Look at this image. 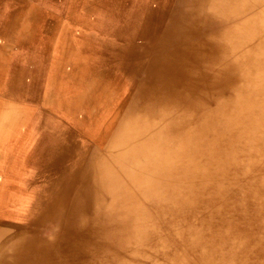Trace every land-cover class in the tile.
Instances as JSON below:
<instances>
[{
  "label": "bare ground",
  "instance_id": "bare-ground-1",
  "mask_svg": "<svg viewBox=\"0 0 264 264\" xmlns=\"http://www.w3.org/2000/svg\"><path fill=\"white\" fill-rule=\"evenodd\" d=\"M116 1L123 110L100 144L66 133L27 214L0 228V264H264V0ZM43 2L46 16L101 3ZM37 7L0 0L24 46L0 45V65L35 58Z\"/></svg>",
  "mask_w": 264,
  "mask_h": 264
},
{
  "label": "rangeland",
  "instance_id": "rangeland-1",
  "mask_svg": "<svg viewBox=\"0 0 264 264\" xmlns=\"http://www.w3.org/2000/svg\"><path fill=\"white\" fill-rule=\"evenodd\" d=\"M27 1L38 6L37 15L31 20L33 38L28 45L32 48L35 43L39 49L29 51V56L34 54L35 58L0 65V228L19 222L27 214L33 185L43 180L49 160L58 149L56 146L65 143L69 132L74 141L100 144L119 118L132 89L128 78L110 60L114 52L109 43L116 45L123 38V13L116 0H104V3L100 0L97 16L87 15V10L84 14L82 6L71 10L69 4L62 9L64 12L61 10L56 15L46 16L41 8L44 0ZM133 1L139 4L138 7L142 4L141 0ZM51 18L55 29L47 35L43 29ZM105 21L108 25L104 26ZM8 44L14 46L7 48L8 53L22 46L17 38L6 35L0 26V45ZM71 69L75 72H69Z\"/></svg>",
  "mask_w": 264,
  "mask_h": 264
}]
</instances>
